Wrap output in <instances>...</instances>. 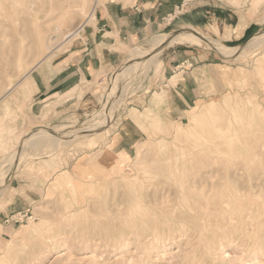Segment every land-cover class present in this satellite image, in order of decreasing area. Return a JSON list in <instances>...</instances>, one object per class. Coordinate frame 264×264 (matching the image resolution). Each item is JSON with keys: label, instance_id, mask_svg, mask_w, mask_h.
<instances>
[{"label": "rangeland", "instance_id": "rangeland-1", "mask_svg": "<svg viewBox=\"0 0 264 264\" xmlns=\"http://www.w3.org/2000/svg\"><path fill=\"white\" fill-rule=\"evenodd\" d=\"M80 1L0 0V188L14 176L33 196L31 208L4 220L14 230L0 244V264H264V44L241 53L253 37L228 48L216 89L181 121L159 120L153 109L168 83V49L204 40L216 53L225 47L195 30L199 43L177 30L153 49V36L129 47L117 69L77 88L87 104L64 114L44 108L29 122L19 82L43 56L68 49L102 0ZM152 52L158 68L131 70L134 56ZM191 68L184 61L171 75ZM96 113L105 120L97 127L87 119ZM127 119L144 135L124 152L114 134ZM86 126L94 130L75 133ZM41 129L75 135L53 151L27 146Z\"/></svg>", "mask_w": 264, "mask_h": 264}, {"label": "crops", "instance_id": "crops-1", "mask_svg": "<svg viewBox=\"0 0 264 264\" xmlns=\"http://www.w3.org/2000/svg\"><path fill=\"white\" fill-rule=\"evenodd\" d=\"M173 14L175 17L168 21L167 17ZM91 18L68 49L53 50L43 56L19 82L18 90L29 95V122L40 117L44 108L64 114L87 104L85 96L78 97L77 88L100 72L117 69L124 63L129 47L154 35L187 30L202 41L203 37L198 35L201 32L227 48H240L264 28V0H128L127 4L102 0ZM207 42L204 40V46L187 43L168 49L161 62L168 83L163 94L159 93L160 98L153 101V105L157 100L161 102L153 108L159 120H183L208 91L216 89V77L229 62L209 48ZM184 61L192 62V68L171 75ZM159 94L154 93V97ZM4 100L0 99V108L6 104ZM19 119L21 128L26 121ZM143 135L140 127L127 119L114 134V147L126 152ZM16 181L11 176L0 188V244L14 230L4 220L31 208L33 203L32 194Z\"/></svg>", "mask_w": 264, "mask_h": 264}, {"label": "bare ground", "instance_id": "bare-ground-1", "mask_svg": "<svg viewBox=\"0 0 264 264\" xmlns=\"http://www.w3.org/2000/svg\"><path fill=\"white\" fill-rule=\"evenodd\" d=\"M5 1V0H4ZM65 1H67V0H65ZM80 2H84V0H81ZM97 2V0H94L93 2H92V4L93 5H95V3ZM11 5H13V4H11ZM90 11H91V13L90 14H88V15H90L89 16V18H91L92 17V15H93V9L91 10L90 9ZM87 20H89V19H87ZM88 22V21H87ZM70 33V32H69ZM72 33V32H71ZM68 34L67 35V37H70V35L72 36L73 34ZM78 33H76V35H77ZM73 36H75V35H73ZM166 36H164V35H156V36H153L152 38H151V40H150V47H151V49H153L154 47H156V46H159V45H161V44H163V43H166L165 41H169V40H165L166 38H165ZM185 40H188V41H190L191 43H199L198 42V40L196 39V37L194 36V35H192V34H187L184 38H183V41H185ZM264 44V33H262V34H259L258 36H256V37H254L252 40H250V41H248L242 48H241V53H244V54H246V53H252V52H254V51H256L260 46H262ZM57 48V47H56ZM59 48V47H58ZM55 49V48H54ZM135 51L136 52H139V53H142V52H140L138 49H135ZM230 52V49H228V48H225V47H221L220 48V52H219V55H227L228 53ZM240 54V53H239ZM140 55H143V54H140ZM157 56H158V53H155V52H152V54H147L146 56H143V57H137V56H134V58L132 59V62L131 63H129V64H131L132 65V67H131V70L132 69H134L135 67H142V68H149L150 66H152V65H155V67L156 68H158V61L156 60V58H157ZM118 74V72H116V74H115V76L116 77H118L119 76V78H120V76H122V75H124V67L121 69V71L119 72V75H117ZM24 77V76H23ZM113 85L111 86V89H110V93L112 92V90L114 89V83H112ZM8 92V91H7ZM5 95V94H4ZM3 96V95H2ZM102 115V114H101ZM99 113H96V114H93V115H91V116H88L87 117V119L88 120H90V121H95V127H97V125H99V124H102V123H104L105 122V120H102V122H100V120H101V116ZM92 124V123H91ZM63 125V124H62ZM62 125H61V127H62ZM93 125V124H92ZM71 126V125H70ZM52 127H54V126H52ZM52 127H51V129H52ZM68 127V126H67ZM64 128V127H63ZM62 128V129H63ZM69 128V127H68ZM67 128V129H68ZM72 128V127H71ZM46 129V128H45ZM45 129H41V130H39V131H37L35 134H32V135H29V136H27V137H25V139H24V141L25 142H27V146H29V147H31L32 149H36V148H38L39 146H41L42 145V148L44 147V146H48V147H51L52 149V151L53 150H57L58 149V147L61 145V144H65V143H68V142H72L71 141V139H69V138H72L73 137V135H75V134H67L66 132H64V134L63 135H59L58 133H56V131H54V130H52L51 132H48V131H46ZM55 129H58V128H55ZM66 129V130H67ZM75 129V128H74ZM77 129V128H76ZM94 129H92V127L90 128L89 126L87 127L86 126V128H82V129H78V131H74L75 133H87V132H91V131H93ZM62 131V130H61ZM68 131H69V129H68ZM71 131H73V130H71ZM68 133H70V132H68ZM66 135V136H65ZM68 138V139H62V138ZM23 141V142H24ZM23 142H21V144L23 143ZM235 143V142H234ZM26 145V144H25ZM23 146V145H22ZM31 149V150H32ZM204 150V149H203ZM22 151V150H21ZM201 151V150H200ZM205 151V150H204ZM23 152V151H22ZM25 152V151H24ZM32 152V151H31ZM206 153V152H205ZM233 153H236V152H234L233 151ZM13 155L10 157L9 155V157L10 158H6L7 160V162H8V159L10 160L11 159V161H12V163L13 162H15V160H19V156H20V154H19V152L18 153H12ZM23 154V153H22ZM21 154V155H22ZM225 154V153H224ZM245 155V154H244ZM24 157H25V155H23ZM22 156V157H23ZM225 156V155H224ZM21 157V156H20ZM238 160V159H237ZM206 161V160H205ZM236 162H238V161H236ZM2 165V164H1ZM229 166V165H228ZM3 167H4V165H3ZM236 167H238V166H236ZM228 169V168H227ZM233 169V168H232ZM236 170H237V168H236ZM226 171H228V170H226ZM215 172V171H214ZM213 171L211 172V174L212 173H214ZM229 172V171H228ZM210 174V173H209ZM203 175V174H202ZM208 175V174H207ZM206 176V175H205ZM209 176V175H208ZM208 176L207 177H205V178H207L208 179ZM0 178H1V175H0ZM199 179V178H198ZM4 180V177H2V179H1V182H0V185H2L3 184V181ZM195 180V179H194ZM212 180V179H211ZM206 181V180H205ZM200 181H198V183H199ZM209 182H211V181H209ZM191 183V182H190ZM193 183V182H192ZM204 183V182H203ZM195 184H197V183H195ZM192 185V184H191ZM203 185V184H202ZM69 254V253H68ZM68 258V257H67Z\"/></svg>", "mask_w": 264, "mask_h": 264}, {"label": "built area", "instance_id": "built-area-1", "mask_svg": "<svg viewBox=\"0 0 264 264\" xmlns=\"http://www.w3.org/2000/svg\"><path fill=\"white\" fill-rule=\"evenodd\" d=\"M175 17V14H173L172 17H167L168 21H171ZM84 25L80 26L78 29H76V33H79L83 29ZM8 222V221H6Z\"/></svg>", "mask_w": 264, "mask_h": 264}]
</instances>
